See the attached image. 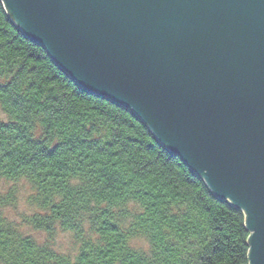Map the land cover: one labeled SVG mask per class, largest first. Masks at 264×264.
<instances>
[{
    "label": "trees",
    "instance_id": "trees-1",
    "mask_svg": "<svg viewBox=\"0 0 264 264\" xmlns=\"http://www.w3.org/2000/svg\"><path fill=\"white\" fill-rule=\"evenodd\" d=\"M0 264H248L245 213L129 107L88 92L0 0ZM36 209L12 220L21 185ZM72 231L76 255L52 244ZM88 226V229H87ZM143 238L148 249L135 247Z\"/></svg>",
    "mask_w": 264,
    "mask_h": 264
},
{
    "label": "water",
    "instance_id": "water-1",
    "mask_svg": "<svg viewBox=\"0 0 264 264\" xmlns=\"http://www.w3.org/2000/svg\"><path fill=\"white\" fill-rule=\"evenodd\" d=\"M88 92L131 108L245 213L264 264V0H2Z\"/></svg>",
    "mask_w": 264,
    "mask_h": 264
},
{
    "label": "rangeland",
    "instance_id": "rangeland-1",
    "mask_svg": "<svg viewBox=\"0 0 264 264\" xmlns=\"http://www.w3.org/2000/svg\"><path fill=\"white\" fill-rule=\"evenodd\" d=\"M0 116L3 117L4 115L0 113ZM10 185L12 184H9L5 181H0V192H6ZM21 187L22 188L20 190L17 205L15 207H9L7 209V214L12 220H15L17 223L21 224V229L26 234L32 235L40 242H44L47 240L46 237L48 235L46 231L35 230L28 224H24V217L34 214L36 209L28 203V196L31 193L29 187H27L26 184H22ZM52 233V244L55 250L72 256L77 254L80 249V244L75 239L72 231H64L57 226V228ZM132 244L137 248L145 250H147L149 246L148 242L143 238L134 239Z\"/></svg>",
    "mask_w": 264,
    "mask_h": 264
}]
</instances>
